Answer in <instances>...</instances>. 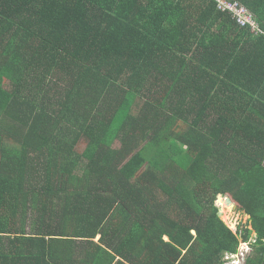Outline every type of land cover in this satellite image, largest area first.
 <instances>
[{"label":"trees","instance_id":"16d2710c","mask_svg":"<svg viewBox=\"0 0 264 264\" xmlns=\"http://www.w3.org/2000/svg\"><path fill=\"white\" fill-rule=\"evenodd\" d=\"M253 240L264 264V36L213 0H0V264H221Z\"/></svg>","mask_w":264,"mask_h":264},{"label":"built area","instance_id":"2783aa9c","mask_svg":"<svg viewBox=\"0 0 264 264\" xmlns=\"http://www.w3.org/2000/svg\"><path fill=\"white\" fill-rule=\"evenodd\" d=\"M218 10L232 17L242 27H249L255 36H264V29L251 11L237 0H213ZM251 251V243L242 242L236 253H227L222 264H244Z\"/></svg>","mask_w":264,"mask_h":264},{"label":"rangeland","instance_id":"374dc122","mask_svg":"<svg viewBox=\"0 0 264 264\" xmlns=\"http://www.w3.org/2000/svg\"><path fill=\"white\" fill-rule=\"evenodd\" d=\"M136 111V109H135ZM84 147V146H82ZM114 147H118V143H115ZM218 206L221 207V209L225 212L224 215V221L227 223V225L234 231L238 232V228L240 225H250L249 222V216L245 215L243 211L239 210H233L228 207L227 203H223L220 199L218 201ZM231 217L230 220H228V215Z\"/></svg>","mask_w":264,"mask_h":264},{"label":"water","instance_id":"95a60500","mask_svg":"<svg viewBox=\"0 0 264 264\" xmlns=\"http://www.w3.org/2000/svg\"><path fill=\"white\" fill-rule=\"evenodd\" d=\"M220 200L223 203H227V205L230 206L231 209H233V210H239L238 204H236L234 202V200L231 198V196H226V197L225 196H221L220 197ZM220 215H221L222 219H224L225 212L223 210H221Z\"/></svg>","mask_w":264,"mask_h":264},{"label":"clouds","instance_id":"9594fccd","mask_svg":"<svg viewBox=\"0 0 264 264\" xmlns=\"http://www.w3.org/2000/svg\"><path fill=\"white\" fill-rule=\"evenodd\" d=\"M221 208V207H220ZM235 233H238V232H235ZM242 242H244V241H241V243ZM253 242H255L254 240L253 241H250V243H251V251H250V253L248 254V256H247V258H246V261H245V263L244 264H246V262H247V260H248V258L250 257V255L253 253ZM240 243V244H241ZM245 243H249V242H245ZM240 246V245H239ZM239 248V247H238ZM238 251V250H237ZM228 253H236V252H228ZM226 256V255H225ZM224 260V259H223ZM223 263V262H222ZM221 263V264H222Z\"/></svg>","mask_w":264,"mask_h":264},{"label":"bare ground","instance_id":"6f19581e","mask_svg":"<svg viewBox=\"0 0 264 264\" xmlns=\"http://www.w3.org/2000/svg\"><path fill=\"white\" fill-rule=\"evenodd\" d=\"M229 208H231L230 206H228ZM228 215V220H230L231 219V217L229 216V214H227ZM232 220V219H231Z\"/></svg>","mask_w":264,"mask_h":264}]
</instances>
